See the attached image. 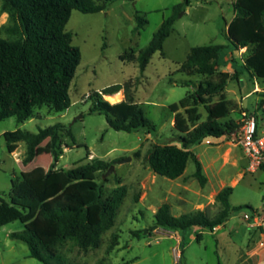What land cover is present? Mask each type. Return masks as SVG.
<instances>
[{"label": "rangeland", "instance_id": "obj_1", "mask_svg": "<svg viewBox=\"0 0 264 264\" xmlns=\"http://www.w3.org/2000/svg\"><path fill=\"white\" fill-rule=\"evenodd\" d=\"M183 1L117 0L98 13L73 11L66 31L72 33V44L79 48L81 60L69 89L70 107L52 115L48 108H41L36 111L37 118L23 124L14 118L0 121L1 199L8 201L14 178L26 176L38 181L52 163L47 140L37 150L39 170L28 172L22 162L25 143L19 142L17 149L9 153L2 134L17 129L37 133L58 123L71 130L74 141L66 133L62 134L64 154L55 170L75 168L97 159L114 165L113 172L107 176H104L107 170L96 173L103 197L117 186L126 187L114 226L103 234L99 247L82 252L65 245L60 250L69 263L264 264V228L244 218L245 214L264 209V164L252 167L250 157L239 144L238 134L207 138L191 148L207 179L203 187L194 177L195 166L191 160L182 176L170 180L156 175L146 158L155 145L181 146L173 129L174 116L168 107L192 92L204 79L198 74L181 73V66L193 47L226 44L225 23L234 14L235 0H189L187 6L181 7L162 54L155 53L143 73L136 62L120 60L124 53L133 51L137 55L145 48L162 22L173 14L174 6ZM135 16L146 21L139 30ZM7 23L8 16L0 12V30ZM2 36H5L3 32ZM245 51L240 49L228 56V65L219 71L232 74L231 60L241 64ZM126 83L124 99L126 96L142 107L145 117L156 125L155 133L114 131L104 115L89 112V95L114 85L123 87ZM256 87V93L264 91V84L244 74L239 80L228 82L225 97L229 118L241 124L244 116L253 117L259 136H264V108H258L259 95L250 92ZM199 111L204 121L205 110L201 107ZM126 158L130 160L119 163ZM226 187L233 188L230 206L240 209L233 211L221 228L178 232L156 226L154 215L163 204L169 205L170 214L176 217L204 211L213 218L220 211L215 196ZM21 230L18 221L0 227V264H42L29 257L25 244L9 238L10 233ZM198 233L202 235L199 241L196 240Z\"/></svg>", "mask_w": 264, "mask_h": 264}, {"label": "trees", "instance_id": "obj_2", "mask_svg": "<svg viewBox=\"0 0 264 264\" xmlns=\"http://www.w3.org/2000/svg\"><path fill=\"white\" fill-rule=\"evenodd\" d=\"M117 0H0V12L8 16V23L0 30V121L14 118L18 124L37 118L36 111L48 108L50 115L65 112L71 105L69 89L81 60L78 47L72 44V33L66 25L73 11L94 14ZM174 6L173 14L164 20L153 34L149 44L138 54L124 53L121 61L136 62L144 72L152 56L160 52L173 30L174 22L183 5ZM234 16L226 31V44L196 46L190 49L181 73L204 77L193 91L177 103L169 105L174 116L173 129L178 134L180 147L173 144L153 146L146 155L150 169L159 176L174 180L183 175L191 160L194 177L203 187L206 177L201 162L191 150L207 138L231 137L238 133L240 124L229 118V103L225 90L230 80H239L247 74L250 79L264 84V0H236ZM136 29L146 21L135 16ZM2 32L5 36H2ZM246 49L241 64L232 61L233 73L219 71L226 67V56ZM124 86L114 85L101 93L89 95L90 113L104 115L114 131H156V125L145 117L139 104L125 99L110 104L104 95H113ZM264 90V89H262ZM264 108V91L256 93ZM216 98V101L213 99ZM206 113L202 121L200 108ZM74 141L71 130L58 123L37 133L20 129L2 134L6 148L13 153L19 142L26 146L23 165L28 172L37 166V150L49 140L52 163L40 180L17 177L11 181L8 201L0 198V227L20 222L22 230L12 232L9 238L22 242L30 258L42 264L69 263L60 250L69 245L82 252L99 247L102 236L115 223L117 212L126 196L125 186H117L103 197L96 182V173L108 170L109 163L92 159L71 169L55 170L63 155L62 134ZM89 154V152L87 153ZM36 169V171H38ZM233 188H223L215 196L220 211L209 218L204 211L173 216L169 205H161L154 215L157 227L178 232L193 228L208 229L222 226L233 211L229 196ZM201 233L196 240L201 239Z\"/></svg>", "mask_w": 264, "mask_h": 264}, {"label": "built area", "instance_id": "obj_3", "mask_svg": "<svg viewBox=\"0 0 264 264\" xmlns=\"http://www.w3.org/2000/svg\"><path fill=\"white\" fill-rule=\"evenodd\" d=\"M239 144L252 161V167L264 164V136H259L256 120L253 117L244 116L238 131ZM244 218L253 220L264 228V209L259 213L245 214Z\"/></svg>", "mask_w": 264, "mask_h": 264}, {"label": "crops", "instance_id": "obj_4", "mask_svg": "<svg viewBox=\"0 0 264 264\" xmlns=\"http://www.w3.org/2000/svg\"><path fill=\"white\" fill-rule=\"evenodd\" d=\"M236 1V0H235ZM234 1V2H235ZM5 14V13H4ZM6 16H7V14H5ZM233 16H234V14H233ZM233 18V17H232ZM231 21V20H230ZM230 21H228V22H226L225 23V36H226V31H227V26H228V24H229V22ZM246 49L244 48V49H241V51H245ZM243 54V53H242ZM228 56H232L231 54H228L227 56H226V59L228 58ZM226 72H228V71H226ZM255 89H257V87L256 88H252L251 90H250V92L251 93H254L255 92ZM118 93H120L121 95H122V97H121V99L118 101V102H120V101H122L123 99H124V90L123 89H121ZM117 102V103H118ZM111 104V103H110ZM35 119V118H34ZM32 120V119H31ZM47 141V140H46ZM63 154H64V152H63ZM24 157H25V153H24ZM62 157V156H61ZM60 157V158H61ZM51 161H49V163H50ZM39 167H37L36 169H38ZM33 172V171H32ZM219 228H221V226L220 227H218L217 229H219Z\"/></svg>", "mask_w": 264, "mask_h": 264}, {"label": "bare ground", "instance_id": "obj_5", "mask_svg": "<svg viewBox=\"0 0 264 264\" xmlns=\"http://www.w3.org/2000/svg\"><path fill=\"white\" fill-rule=\"evenodd\" d=\"M103 97L106 99L107 102L115 104L121 99L122 95L120 93H116L113 95H104Z\"/></svg>", "mask_w": 264, "mask_h": 264}, {"label": "water", "instance_id": "obj_6", "mask_svg": "<svg viewBox=\"0 0 264 264\" xmlns=\"http://www.w3.org/2000/svg\"><path fill=\"white\" fill-rule=\"evenodd\" d=\"M129 160L130 158H126V159L120 160L119 163H125V162H128ZM113 170H114V165H111L104 176L109 175L110 173L113 172Z\"/></svg>", "mask_w": 264, "mask_h": 264}]
</instances>
